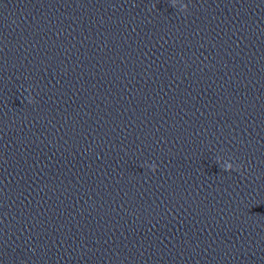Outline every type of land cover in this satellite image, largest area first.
<instances>
[{
	"label": "water",
	"instance_id": "1",
	"mask_svg": "<svg viewBox=\"0 0 264 264\" xmlns=\"http://www.w3.org/2000/svg\"><path fill=\"white\" fill-rule=\"evenodd\" d=\"M0 264H264V0H0Z\"/></svg>",
	"mask_w": 264,
	"mask_h": 264
}]
</instances>
